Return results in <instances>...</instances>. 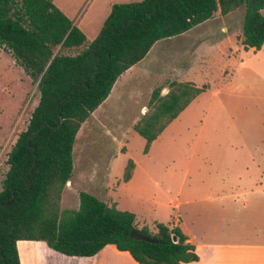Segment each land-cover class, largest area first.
Here are the masks:
<instances>
[{
	"label": "trees",
	"instance_id": "trees-1",
	"mask_svg": "<svg viewBox=\"0 0 264 264\" xmlns=\"http://www.w3.org/2000/svg\"><path fill=\"white\" fill-rule=\"evenodd\" d=\"M240 7L239 44L244 51H258L264 44V0L114 4L90 43L50 0H0V50L37 94L25 128L6 155L0 183V264H19L17 241L43 242L65 257H92L112 245L137 264L197 261L176 226L153 222L152 232L136 229L132 213L85 192H78L76 210H60V196L71 175L76 132L106 99L116 79L157 41L181 35L216 12L225 16ZM167 88L163 96L160 88L152 90L146 112L131 127L144 141L143 154L206 85L171 81ZM133 167L127 160L121 182L130 179ZM132 229L147 240L130 239Z\"/></svg>",
	"mask_w": 264,
	"mask_h": 264
},
{
	"label": "rangeland",
	"instance_id": "rangeland-1",
	"mask_svg": "<svg viewBox=\"0 0 264 264\" xmlns=\"http://www.w3.org/2000/svg\"><path fill=\"white\" fill-rule=\"evenodd\" d=\"M97 3L88 0L83 20ZM261 13L264 16V9ZM242 15V7L225 16L216 12L209 23L159 40L119 76L110 99L97 111L107 122L89 117L75 135L71 183L61 193L60 210H76L78 192L98 196L107 206L114 205L111 198H115L116 209L134 214L136 229L152 232L153 222L178 227V214L182 228L190 229L194 214L201 210L246 208L239 198L246 193L248 207L264 205V44L255 52L242 50ZM84 25L81 22L85 29ZM98 34L88 33V42ZM188 61V68L173 74L175 79L206 88L144 155V141L131 129L141 116L140 105L146 110L151 85L161 86L170 79L166 75L161 81L166 72L184 68ZM36 101L35 86L0 52V183L6 155ZM125 149L128 156L120 154ZM127 157L152 180L141 175L133 188L114 191L117 182L112 180L120 176ZM177 192L180 207L172 202ZM229 195L235 196L233 203ZM22 259L30 258L25 254Z\"/></svg>",
	"mask_w": 264,
	"mask_h": 264
},
{
	"label": "crops",
	"instance_id": "crops-1",
	"mask_svg": "<svg viewBox=\"0 0 264 264\" xmlns=\"http://www.w3.org/2000/svg\"><path fill=\"white\" fill-rule=\"evenodd\" d=\"M50 1L52 5L64 17H66L75 28H77L84 35L86 43L91 42V41L88 42L87 34L93 33L94 35H96L99 32L103 21L109 14L110 7L116 4L115 2H110L107 0H99V3L95 5V7L91 10V12L87 15L86 19L83 20L84 12H82V9L85 6V4L88 2V0H79V1L50 0ZM119 4H124V3L119 2ZM214 15L211 19L207 20L208 21L207 23H209L214 19ZM81 22H85L84 25L85 29L80 26ZM0 52L8 56L2 50H0ZM188 64L189 61L184 68L177 69V71L175 70L168 71L160 78L162 81L163 77L165 78H167V76L170 77V79L167 78L163 80L161 86H155V88H160L162 90V91L160 90L161 96L165 95L166 92L168 91L167 84L169 82L171 81L178 82L173 74L175 72H179V70H185L186 68H188ZM135 65H133L132 67H134ZM132 67L124 71L121 75L129 71ZM18 69L22 72L20 68ZM118 78L113 83L106 99L88 116V118L90 117V119L94 121L98 120V118L99 120L100 119L104 121L107 120L105 119V117H103L101 112H97V111L105 101L107 102L110 99L111 93L113 92V89L118 81ZM178 83H190L193 85V83L188 81L178 82ZM153 86L154 85H151V87L149 88V91L147 92V97L150 96ZM195 99L196 98H194L178 114V116L164 128V130L154 141H152V143L149 145L147 152L144 155L150 154L152 150V146L155 143V141L159 139L161 136H163L166 130L172 125V123L176 119H179L180 117L185 115V113H188L191 104ZM142 108H144V105H140L139 114H141V116L147 110V109L142 110ZM139 118L137 117L136 121ZM134 123H132V125ZM120 154H123V156H128L126 154V149L124 152H120ZM127 160H131V159L127 157L125 161H122L120 167L122 171ZM132 163L134 167L132 170L131 177L127 182L123 183L120 181L122 171L120 176H116L113 178L112 182L115 183L117 182V186L115 187L114 191L118 189L126 190L128 188H133L140 181L141 175H143V178L146 179V181L147 179L148 181L152 180L149 177L150 176L149 173L143 171L142 168L139 165H137L134 161H132ZM105 171L109 173L110 169L107 168L105 169ZM106 180H108V178ZM66 183L67 185L65 184L63 190L70 185L71 181L68 180ZM114 191H111V193ZM177 195L178 196L175 197V200L172 202H174V205L176 207H180L179 192H177ZM248 197L249 195L247 193L246 195L239 196L241 200L240 206L246 208H240L237 210H233L231 208L228 209L220 208L216 210H201L197 212L193 216V220L191 224L192 226H190V229L182 228L180 215L178 214V228L180 229L181 233L187 238V242L193 247L194 253L197 256V261L189 262V263H181V264H264V205L252 204L250 207H248V203L246 202V200H248ZM95 198L102 201L103 203H106L98 196L97 197L95 196ZM234 198H235L234 195H229L228 197L229 201H231L232 203L234 202L233 201ZM111 199L115 205V208H117L116 199L115 198H111ZM15 248H16L19 264H137L130 258L127 252L117 251L112 245L104 246L99 252H97L92 257H65L52 252L46 247V245L43 242H39V241H17L15 243ZM25 254H27L28 258H30L28 262H25L24 259H22V255Z\"/></svg>",
	"mask_w": 264,
	"mask_h": 264
},
{
	"label": "water",
	"instance_id": "water-1",
	"mask_svg": "<svg viewBox=\"0 0 264 264\" xmlns=\"http://www.w3.org/2000/svg\"><path fill=\"white\" fill-rule=\"evenodd\" d=\"M125 24V22L123 23ZM67 94H65L66 96ZM58 106V103H57ZM11 203V199L6 203V205H10ZM129 238L132 240H147L142 234H140L139 232H137L135 229H132L129 233ZM175 239L172 238V241H174Z\"/></svg>",
	"mask_w": 264,
	"mask_h": 264
}]
</instances>
